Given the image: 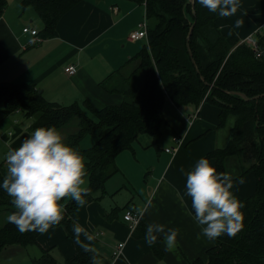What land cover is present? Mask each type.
Wrapping results in <instances>:
<instances>
[{"label":"trees","instance_id":"16d2710c","mask_svg":"<svg viewBox=\"0 0 264 264\" xmlns=\"http://www.w3.org/2000/svg\"><path fill=\"white\" fill-rule=\"evenodd\" d=\"M80 0H20L22 9L30 7L41 21L37 35L53 36L60 17ZM143 4L147 19V38L140 50L121 67L110 73L100 86L122 95L118 104L96 108L88 101L61 104L48 100L35 85L27 82H0V101L5 115L19 111L29 121L28 132L38 126H55L59 130L70 124L75 130L66 142L84 157L87 169V196L99 199L105 193V182L118 172L116 157L140 134L151 137L156 145L164 124L162 106L169 98L176 106L198 105L209 101L219 107L218 127L232 117L230 137L222 147H215L203 157L213 159L220 173H227L226 162L231 157L241 173L230 175L232 185L241 175L252 171L256 178L254 192L241 197L243 228L233 237L222 235L206 249V258L197 257L190 264H264V95L244 99L235 92L252 97L264 93V32L257 34L261 49L258 57L245 42L232 45L215 23L216 13L202 7L198 0H130ZM7 0H0V16ZM192 27V28H191ZM191 28V32L189 34ZM92 143L81 147L88 135ZM248 163L244 169L238 158ZM250 159V160H249ZM231 161V162H233ZM7 166L0 163V179ZM62 220L52 226H62L74 244V253L64 264H93L98 253L94 248L97 236L86 231L72 216L77 204L71 198L62 199ZM123 206L113 207L106 218L111 219ZM0 211L8 215L15 211L11 198L0 190ZM50 227V228H52ZM79 228V231L75 229ZM145 222L132 231L134 238H145ZM40 232H20L6 220L0 224V257L11 245L32 246L31 264H58L51 248L37 242ZM157 236V235H156ZM147 243V242H146ZM153 255L162 258L161 238L149 244ZM30 251V249H29ZM29 253V252H28Z\"/></svg>","mask_w":264,"mask_h":264},{"label":"crops","instance_id":"0c3cea01","mask_svg":"<svg viewBox=\"0 0 264 264\" xmlns=\"http://www.w3.org/2000/svg\"><path fill=\"white\" fill-rule=\"evenodd\" d=\"M239 4L241 8L245 5L246 15L237 8L232 15L215 18V23L232 45L264 21V0H239ZM144 13L143 4L130 0H80L60 17L53 36L30 42L31 35L23 32L22 28L31 27L39 31L41 25L35 12L30 7L22 9L20 0H7L0 16V82L33 84L45 98L61 104L88 101L96 108L118 104L122 95L106 90L99 82L122 65L121 73L127 72L126 68L130 69L125 61L140 50L145 40L128 41L127 34L137 27ZM68 64L76 66L74 75L64 72ZM192 113H196V118L188 122L186 116ZM218 113L219 107L209 101L176 106L166 98L162 106L164 124L161 127L162 141L166 143L158 147L157 143L150 145L151 140L149 143L135 140L131 149L116 157L119 170L106 180L105 193L99 199L94 198L97 195L87 196L85 204L77 206L72 213L73 218L86 231L99 232L94 248L100 264H190L197 257L206 258L205 251L213 240L198 235L200 227L190 215V198L185 193L184 184L185 173L198 159L229 140L232 123L218 127ZM19 115H22L19 111L5 115L0 101V163L5 164V153L18 147L30 135L29 122H22ZM8 131L11 135L7 134ZM173 136L178 138V146L174 153H168L164 148L173 144ZM89 142L91 145L92 140ZM208 161L215 166L213 159ZM135 168L145 170L143 178L138 171L142 179L140 183L134 175ZM115 176L122 180L118 187L112 183ZM255 183L254 173L248 171L234 182L232 193L248 196L254 192ZM122 190L127 195L119 200L116 196ZM137 197L142 203L134 201ZM149 201L152 206L142 214L145 227L148 223L159 222L166 229L179 230L178 244L171 251L165 250L163 235L156 234L161 238L163 251L159 260L144 238L132 236L122 218L124 209L139 211ZM123 205L125 208L114 217L106 218L113 207ZM120 241L123 242L122 252L113 257L111 249ZM37 242L44 249L51 248V253L63 261L74 253V244L66 237L62 226L40 233ZM55 247L58 254L54 252ZM13 248L7 251L9 247H6L2 251L0 264H3L4 254L10 257L21 250L18 246ZM35 253L31 248L27 254L31 257ZM12 258L11 264L17 263Z\"/></svg>","mask_w":264,"mask_h":264},{"label":"clouds","instance_id":"9594fccd","mask_svg":"<svg viewBox=\"0 0 264 264\" xmlns=\"http://www.w3.org/2000/svg\"><path fill=\"white\" fill-rule=\"evenodd\" d=\"M209 12L229 16L236 12L239 0H198ZM4 160L7 172L0 179V190L11 198L15 211L7 220L20 232H47L58 224L64 213V198H71L77 205L85 204L87 169L84 157L66 142L61 130L55 126H38L22 143L9 149ZM185 193L195 223L200 227L198 235L207 240L227 235L235 236L243 228V203L232 193V181L227 173H220L201 157L185 173ZM149 201L139 209L143 214L151 207ZM79 231V228L75 229ZM179 230L167 228L162 223L146 225V242L152 244L163 235L166 251L176 248ZM93 264H100L93 257Z\"/></svg>","mask_w":264,"mask_h":264},{"label":"built area","instance_id":"2783aa9c","mask_svg":"<svg viewBox=\"0 0 264 264\" xmlns=\"http://www.w3.org/2000/svg\"><path fill=\"white\" fill-rule=\"evenodd\" d=\"M23 32H28L31 35L30 42H37L41 40V38L37 35V30L31 27H23ZM264 32V21L250 34L240 39V42L247 43L251 50L255 53V56L258 57L261 53V49L257 42V34ZM147 38V19L145 13L142 19L138 22L137 27L127 34L128 41H138L141 39L146 40ZM239 42V43H240ZM77 71V68L74 64H68L64 67V72L68 75H74ZM194 118H196V113H192L186 116V120L191 122ZM8 135H11V131L7 132ZM173 144L168 145L164 148V150L168 153H174L178 146V138L176 136L172 137ZM4 163L6 164L5 160ZM123 220L127 223V227L130 231H133L137 224L140 222L142 218V214L139 211L133 210L131 208L124 209L122 214ZM99 232L94 233L95 236L98 235ZM123 247V242H118L111 249V254L113 257H116L121 254Z\"/></svg>","mask_w":264,"mask_h":264},{"label":"rangeland","instance_id":"374dc122","mask_svg":"<svg viewBox=\"0 0 264 264\" xmlns=\"http://www.w3.org/2000/svg\"><path fill=\"white\" fill-rule=\"evenodd\" d=\"M263 1V0H262ZM238 9H240L242 12H243V14H247V11H246V8H245V5H244V7L243 8H241L240 7V4H239V6H238ZM38 19V18H37ZM38 22L40 23V25H41V21L38 19ZM263 22V21H262ZM139 43H141V42H139ZM239 43V42H238ZM126 70H129V68H126ZM19 117L21 118V121L22 122H25V123H27V119H25L24 118V116L23 115H19ZM29 122V121H28ZM232 123V117H230L229 119H228V121H227V125H230ZM20 126H23V124H19ZM162 127H163V125H162ZM75 130V126L73 125V124H70V125H68L67 127H65V128H62L61 129V132H62V134L65 136V139H66V137L68 136V134L69 133H71V132H73ZM89 139H91L90 138V136H89V134L88 135H86L83 139H82V141L80 142V146L81 147H84V146H87V145H89L90 144V142H89ZM151 140V137L148 135V134H140L139 135V137H138V140L137 141H140V142H148L149 143V141ZM164 143H166L165 141L163 142L162 141V134H161V137H159V140L157 141V144H158V147L159 146H162L161 144H164ZM233 159H237L236 157H231L229 160H227V162H226V167H227V171H228V174H230V175H239L240 173H241V169L239 168V165L237 164H235L234 163V161H233ZM240 161V163L243 165V167H242V169H244L245 167H246V165L248 164V163H245L244 162V160L243 159H241L240 157L238 158ZM250 160V159H249ZM231 161H233V162H231ZM141 172V174H142V178H143V174H144V172H145V170H143L142 168H135L134 170H133V172H134V175L137 177V180H138V182L140 183L141 182V177H139V172ZM149 173V172H148ZM247 173V172H246ZM119 177H121L120 176V174H117ZM118 176H115V178L113 179V181H112V183L115 185V186H119L121 183H122V180H121V178H119ZM243 177V175H241L238 179H240V178H242ZM87 181V180H86ZM130 185V184H129ZM128 186V185H127ZM131 186V185H130ZM130 186H128L129 187V189H131L130 188ZM148 186V184L146 185V187ZM132 187V186H131ZM140 191V190H139ZM126 194V192H125V190H122V192L121 193H119L117 196H116V198H118L119 200L122 198V196L123 195H125ZM127 195V194H126ZM135 202H141L142 203V200H141V198L140 197H137L135 200H134ZM7 216H8V214L6 213V212H4V211H0V224H2V223H4L6 220H7ZM64 229V228H63ZM67 237V236H66ZM68 238V237H67ZM69 239V238H68ZM14 245H11V246H9V250L7 249V251H12V250H14ZM32 248V246H27L26 248H20L21 250H20V252L17 254V255H13V253H12V255H10V257L9 256H6V254H4L3 256H2V262H3V264H11V260L13 259L12 258V256L14 257V259L16 260V262L17 263H15V264H31V257H28V252H29V249H31ZM123 248V247H122ZM56 250H58V248L57 247H55L54 248V252L56 253V254H58L57 252H56ZM59 252V251H58ZM52 255H53V253H52ZM53 257L57 260V262H58V264H64V261L62 260V259H60V257L58 258L57 256L55 257L54 255H53Z\"/></svg>","mask_w":264,"mask_h":264},{"label":"water","instance_id":"95a60500","mask_svg":"<svg viewBox=\"0 0 264 264\" xmlns=\"http://www.w3.org/2000/svg\"><path fill=\"white\" fill-rule=\"evenodd\" d=\"M190 1H192V0H190ZM191 28H192V27H191ZM191 28H190L189 34H190V32H191ZM235 93L239 94V95L242 96L244 99L258 98L260 95H264V93H262V94L254 95V96H252V97H247L245 94H242V93H240V92H235Z\"/></svg>","mask_w":264,"mask_h":264}]
</instances>
